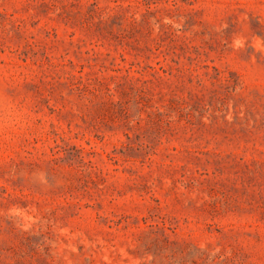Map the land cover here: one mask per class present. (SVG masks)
<instances>
[{"label": "rangeland", "instance_id": "obj_1", "mask_svg": "<svg viewBox=\"0 0 264 264\" xmlns=\"http://www.w3.org/2000/svg\"><path fill=\"white\" fill-rule=\"evenodd\" d=\"M0 264H264V0H0Z\"/></svg>", "mask_w": 264, "mask_h": 264}]
</instances>
